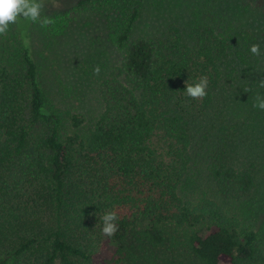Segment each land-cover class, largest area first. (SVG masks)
Instances as JSON below:
<instances>
[{
  "label": "trees",
  "instance_id": "trees-1",
  "mask_svg": "<svg viewBox=\"0 0 264 264\" xmlns=\"http://www.w3.org/2000/svg\"><path fill=\"white\" fill-rule=\"evenodd\" d=\"M104 4L122 59L91 125L60 113L24 33L0 50V264H264L259 37L206 10L184 31L131 39L142 0L77 6ZM201 76L206 97H186Z\"/></svg>",
  "mask_w": 264,
  "mask_h": 264
},
{
  "label": "rangeland",
  "instance_id": "rangeland-1",
  "mask_svg": "<svg viewBox=\"0 0 264 264\" xmlns=\"http://www.w3.org/2000/svg\"><path fill=\"white\" fill-rule=\"evenodd\" d=\"M79 1L43 0L42 16L51 18L53 23L41 27L39 23L18 20L10 25L7 35H0V50L18 46L24 33L41 68L42 85L52 102L61 114L65 113L66 119L78 115L83 126H88L102 110L100 84L120 64L122 51L106 24L104 8L108 4L96 9L95 5L77 6ZM206 10L219 13L218 22H246L245 28L259 37L254 44L264 43V0H142L139 19L130 38L162 37L172 24L184 31L190 20ZM260 48L264 51V45ZM97 66L99 74L93 71ZM197 177L199 180V173ZM204 185L199 180L196 186L204 189ZM187 261L182 253L174 257L173 264Z\"/></svg>",
  "mask_w": 264,
  "mask_h": 264
},
{
  "label": "clouds",
  "instance_id": "clouds-1",
  "mask_svg": "<svg viewBox=\"0 0 264 264\" xmlns=\"http://www.w3.org/2000/svg\"><path fill=\"white\" fill-rule=\"evenodd\" d=\"M45 5L43 0H0V35H7L10 25L16 24L18 20L23 19L31 23H39L41 27H46L53 23V20L47 16H42ZM252 56H261L259 44H252L249 48ZM95 74H99V66L93 69ZM209 80L206 76H201L194 83L185 82L183 94L192 100H202L207 95ZM257 86L264 89V79L257 81ZM251 91V89H246ZM254 109L264 111V93H257L252 105ZM101 232L106 238H110L118 231L117 221L119 216L115 210L104 212L100 216Z\"/></svg>",
  "mask_w": 264,
  "mask_h": 264
}]
</instances>
